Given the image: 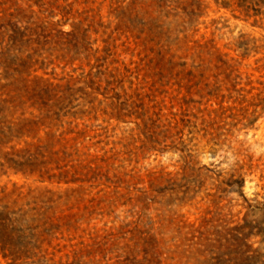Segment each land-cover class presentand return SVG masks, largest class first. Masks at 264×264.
Masks as SVG:
<instances>
[{"label":"rangeland","instance_id":"1","mask_svg":"<svg viewBox=\"0 0 264 264\" xmlns=\"http://www.w3.org/2000/svg\"><path fill=\"white\" fill-rule=\"evenodd\" d=\"M0 212V264H264V0H0Z\"/></svg>","mask_w":264,"mask_h":264},{"label":"trees","instance_id":"2","mask_svg":"<svg viewBox=\"0 0 264 264\" xmlns=\"http://www.w3.org/2000/svg\"><path fill=\"white\" fill-rule=\"evenodd\" d=\"M13 87L12 93L15 92V94L21 93V88L17 86L16 84L10 85ZM9 86V87H10ZM48 93V90L46 88V91ZM9 221L4 218V214L0 212V249L2 251L3 258L11 257L13 261L17 260L16 258L17 253L15 252L16 249H18V244L21 246V248H25L26 243L23 241V239L20 237V230L16 229L12 225H8ZM251 234V233H250ZM249 233L245 234L243 237L240 238L239 242L242 243V246L246 249L242 251L243 256L245 255V259H252V256L249 255V251H247L248 248H250L249 245L245 244V241L248 240ZM246 264H258L257 261H247ZM219 264H230V261L227 258H222L221 262Z\"/></svg>","mask_w":264,"mask_h":264}]
</instances>
